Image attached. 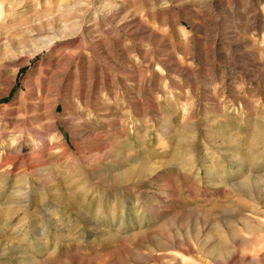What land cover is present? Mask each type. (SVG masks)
I'll list each match as a JSON object with an SVG mask.
<instances>
[{"label":"rangeland","instance_id":"obj_1","mask_svg":"<svg viewBox=\"0 0 264 264\" xmlns=\"http://www.w3.org/2000/svg\"><path fill=\"white\" fill-rule=\"evenodd\" d=\"M0 264H264V0H0Z\"/></svg>","mask_w":264,"mask_h":264}]
</instances>
